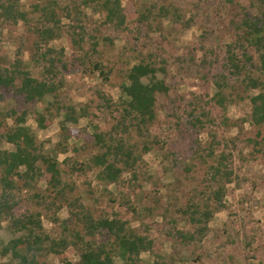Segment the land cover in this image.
Segmentation results:
<instances>
[{"label": "rangeland", "instance_id": "1", "mask_svg": "<svg viewBox=\"0 0 264 264\" xmlns=\"http://www.w3.org/2000/svg\"><path fill=\"white\" fill-rule=\"evenodd\" d=\"M40 1L20 0V8L31 13L33 5ZM237 1L250 8L249 0ZM121 2L126 15L122 28L108 24L105 14L96 12L95 4H91L81 8L84 11L82 25L87 33L81 45L75 43L78 37H72L69 28L72 23L65 18H62L60 37L49 45L57 50L63 49L65 61L71 65L62 90L65 102L73 103L77 109L92 102L88 117L81 118L77 124H68L67 152L59 154L58 158L70 175L75 161L82 162L92 156L95 150L93 126L99 125L101 130L111 127L105 114L97 108L98 93L103 92L119 103L124 98L121 87L128 70L148 58V54H155L168 62L169 75L166 78L161 73L157 75L159 80L165 78L170 86L169 96L159 94L157 97L158 120L152 133L158 142L143 155L138 173H125L118 183L107 185L100 182L96 170L65 177V181L73 183L76 188L74 192H68L69 201H80L91 210L95 219L113 218L118 214L136 229L143 224L140 230L153 240V249L141 255L140 264H264V127L251 123L249 100L257 92L234 94L225 109L212 100L217 92L212 77L218 73L217 68H222L225 45L236 40L235 33L226 28L229 18L222 7L227 3L224 0ZM171 3L182 9L185 19L196 17L190 28L159 15L158 9ZM151 12L152 18L146 21ZM220 16L224 25L218 20ZM32 24L7 23L0 19V66H12L21 59L37 77L39 70L32 63L36 41L29 28ZM207 29L214 30V37L202 42ZM201 45L216 50L218 56L211 60L218 65L208 64L206 69L196 71L183 67L185 64L181 68V60L191 53L198 64L204 60L205 51ZM84 52L90 54V64L100 62L111 71L108 82H104L99 73L93 74L90 68L82 66L79 57ZM142 81L150 83L147 78ZM13 95L12 92L4 93L0 108L15 106L19 115L29 107L31 112L43 113L52 101L48 98L43 105L31 103L25 106L23 100L14 101ZM194 107L198 115L202 111L209 115V120L199 129L192 126L189 116ZM14 121L10 117L0 118V139L15 125ZM62 121L63 117H55L42 130L34 116L29 114L26 125L36 134L38 143L48 150L56 149L63 140ZM137 140L133 135V142ZM212 145L216 155L229 157L226 165L233 170V182L226 186L225 206L209 224L206 238L201 243L183 244L173 232L193 231L182 211L193 193L204 191L207 186L208 165H213V160L206 158L204 162L200 157L206 156V149ZM139 147L142 149V144ZM0 149L12 151L14 147L1 140ZM37 187L38 192H45L44 180ZM124 198L129 204H125ZM127 205L135 207L140 216H136ZM61 206L58 211L52 208L49 214H54L59 222H53L49 216L43 217L44 229L50 235L60 233L62 222L70 220L72 212L79 210V204L74 209L67 203ZM13 238L8 222H3L0 241L7 243ZM78 260V252L71 248L61 256L41 258L40 262L75 264ZM4 262L6 259L0 255V264Z\"/></svg>", "mask_w": 264, "mask_h": 264}, {"label": "trees", "instance_id": "2", "mask_svg": "<svg viewBox=\"0 0 264 264\" xmlns=\"http://www.w3.org/2000/svg\"><path fill=\"white\" fill-rule=\"evenodd\" d=\"M224 1L227 4H223L222 10L226 9L229 18L226 28L235 33L236 40L225 45L222 68H217L218 73L212 77L217 90L212 100L225 109L234 94L256 91V95L249 98L251 123L264 127V0H249L250 8L237 0ZM91 4H95L96 12L105 14L108 24L117 28L125 25L126 15L121 0H41L33 5L31 13L20 8V0H0V19L4 22L34 23L29 27L36 37L32 63L39 70L36 77L21 59H17L12 66H0V98L3 100L4 93L12 92L14 101L23 100L25 106L31 103L43 105L45 100L52 99L43 113L37 110L31 112L29 107L19 115L15 106L0 108V118L15 120V125L0 139V142L4 140L14 147L12 151L0 149V225L8 222L14 236L7 243L0 241V255L6 259L3 264H42L41 258L61 256L71 248L79 254L75 264H140L141 255L153 249V240L140 230L143 224L136 229L118 214H114L113 218L95 219L91 210L80 201L75 199L70 202L68 198V192H74L76 188L73 183L65 181V177H72L74 173L84 175L96 170L100 182L107 185L118 183L125 173H138L143 155L151 150L153 143L158 142L152 133L158 120L157 97L159 94L169 96L170 92L165 80L169 75L168 62L155 54H148V58L128 70L121 87L124 98L119 103L99 92L97 108L105 114L111 127L101 130L99 125L93 126L95 150L92 156L82 162L75 161L72 174L68 175L58 158L59 154L67 152L68 124H77L81 118L88 117L92 102L79 109L73 103L65 102L62 90L71 65L65 61L63 49L57 50L49 45L60 37L62 18L72 23L69 26L72 37H78V41H74L81 45L87 34L82 25L84 11L81 8ZM158 10L161 17L171 18L186 29L196 18L185 19L182 9L174 3ZM152 15L151 12L145 20L149 21ZM218 20L224 25L221 16ZM213 37L214 30L207 29L202 42ZM201 48L205 51L201 63L198 64L191 53L181 60L180 67L185 64L183 67L196 71L206 69L208 64L217 66L218 63L213 64L211 60L218 56L216 50L205 48V45ZM79 59L83 67L90 68L93 74L99 73L104 82L110 80L111 71L102 63L88 62L91 61L90 54L84 52ZM158 73L165 78L159 80ZM144 78L150 79V83L144 84ZM195 108L189 116L192 126L199 129L209 120V115L205 111L198 115ZM29 114L34 116L42 130L55 117H63V140L56 149L47 150L38 143L36 134L26 125ZM133 135L138 139L136 143L133 142ZM141 144L142 149L139 147ZM214 148L213 145L208 147L207 155L200 157L204 162L206 158L213 160V165H208L205 190L195 191L182 211L193 231L173 232L183 244L201 243L206 238L209 224L225 206L226 186L233 182V170L226 165L229 157L216 155ZM43 180L46 183L45 192H38L37 185ZM124 202L129 201L124 198ZM58 203H67L73 209L79 204V210L72 212L70 220L62 222L60 233L50 235L44 229L43 217H48L52 208L60 210L62 206ZM127 206L140 216L135 207ZM49 219L59 222L54 214Z\"/></svg>", "mask_w": 264, "mask_h": 264}]
</instances>
